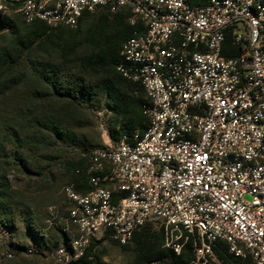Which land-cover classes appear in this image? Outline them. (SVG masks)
I'll return each instance as SVG.
<instances>
[{
	"label": "built area",
	"instance_id": "2783aa9c",
	"mask_svg": "<svg viewBox=\"0 0 264 264\" xmlns=\"http://www.w3.org/2000/svg\"><path fill=\"white\" fill-rule=\"evenodd\" d=\"M100 8L129 13L118 69L143 88L148 126L90 152L92 191L63 189L76 234L50 256L70 264L101 231L126 246L152 225L177 255L192 242L189 264H264V0H0L49 26Z\"/></svg>",
	"mask_w": 264,
	"mask_h": 264
},
{
	"label": "trees",
	"instance_id": "16d2710c",
	"mask_svg": "<svg viewBox=\"0 0 264 264\" xmlns=\"http://www.w3.org/2000/svg\"><path fill=\"white\" fill-rule=\"evenodd\" d=\"M2 17L0 161L9 164L10 159L13 165L20 162L13 167L18 174L35 180L46 177L53 185L59 179L54 167L57 164L63 170V180L79 183L82 194L91 192L88 170L90 152L96 147L80 130L89 125L91 112H104L108 136L116 143L123 137L131 141L136 130L146 131L148 126L143 88L118 69L125 62L124 43L135 30L128 23L129 13L120 10L113 14L100 8L92 14L84 13L76 27L49 26L43 21L27 23L22 17L21 21L5 14ZM223 55H239L229 38L223 43ZM8 146L14 147L12 157L6 153ZM19 150H26L28 156ZM41 159L51 165H41ZM7 174V169L0 171V231L4 233L13 216V192ZM68 218L60 230L64 243L51 250L68 247L76 234L72 225L70 232L65 231ZM98 244L93 238L85 254L70 264H110ZM130 246L134 258L125 264H189L192 259L191 241L177 255L164 247L163 232L152 225L138 229L131 242L120 247L126 251ZM11 247L15 252L26 249ZM221 259L232 264L228 258Z\"/></svg>",
	"mask_w": 264,
	"mask_h": 264
},
{
	"label": "crops",
	"instance_id": "0c3cea01",
	"mask_svg": "<svg viewBox=\"0 0 264 264\" xmlns=\"http://www.w3.org/2000/svg\"><path fill=\"white\" fill-rule=\"evenodd\" d=\"M144 132L143 128L136 130V133L142 134ZM109 140L110 145L116 144L110 137ZM121 141L131 142L125 137L119 142ZM27 180L28 182L24 183L23 186H12L13 216L6 224V234H9V237L17 238L19 242L27 241L29 243L39 244L42 249H52L57 245H62L64 243V238L60 232H56L55 229H50L46 234L42 233V231L48 228L46 225L49 217L47 211H51V213H49L53 214L61 225H64L69 217L72 204L65 195H62L60 189L63 186H72L76 192L81 193L79 192V183H69V178L67 181L66 178L64 180H57V183L54 185L51 184L46 177L37 180L32 177ZM110 187H112V185H110ZM119 196L120 193L115 191L114 200ZM8 227L10 228L8 229ZM19 229L22 230L20 234L18 232ZM136 232L137 230L135 233ZM14 233H18L19 235L14 236ZM94 239L98 241L100 249H102L101 244L104 241H109L107 239V233L104 231L99 232ZM13 246L20 245L13 244Z\"/></svg>",
	"mask_w": 264,
	"mask_h": 264
},
{
	"label": "rangeland",
	"instance_id": "374dc122",
	"mask_svg": "<svg viewBox=\"0 0 264 264\" xmlns=\"http://www.w3.org/2000/svg\"><path fill=\"white\" fill-rule=\"evenodd\" d=\"M0 13L1 15L5 14L8 15L10 18L16 17V19L21 20V17L18 14L15 15L13 13H4L2 10H0ZM91 113L92 116L90 117L89 125L81 128V132L90 140V142L92 143L91 145L93 147H96V149L110 145V140L107 135V130L104 122L106 121V115L104 114V112ZM6 151V153H9L8 157H12L15 154L14 147L12 146H8ZM19 153H24L23 155L28 156L26 150H19ZM3 155H5V153H3ZM8 161L9 164L6 163L5 160L0 161V171L2 172L4 171V169H7V179L12 186H23L24 183L28 182V178L22 176L21 174H18L15 170H13V167L16 164L19 165L20 162H16V164L13 165L14 162H10V159ZM40 163L41 165H45L46 163L51 165V162H48V160L44 159H41ZM54 167H57L55 171L59 177L58 180H63L62 168H60V166L58 167L57 164H54ZM63 189L64 186L61 187L60 190L62 195H65ZM49 212L51 213V211H47L49 217L46 222L48 228L47 230L42 231V233L46 234L50 231V229H55L56 232H60L64 225H61V223L56 220V217L53 214H50ZM18 232L20 234L22 233V230L19 229ZM19 234L14 233V236ZM13 244H18L21 247H25L26 249L34 246L33 243H29L27 241L19 242L17 238L9 237V234L0 231V264H59L55 259L50 256V253L53 251L51 249H41V251H39L38 253L33 254H28L25 252V250H23L21 252H15L13 257L8 258L6 254L9 250L13 249L11 247ZM101 248L105 252V261L110 264H125L132 261V259L134 258V252L131 246L128 247V250L125 251L121 249V247L118 245H114L109 241H104L101 244Z\"/></svg>",
	"mask_w": 264,
	"mask_h": 264
},
{
	"label": "water",
	"instance_id": "95a60500",
	"mask_svg": "<svg viewBox=\"0 0 264 264\" xmlns=\"http://www.w3.org/2000/svg\"><path fill=\"white\" fill-rule=\"evenodd\" d=\"M4 30H5V23H4L2 15L0 13V32H3Z\"/></svg>",
	"mask_w": 264,
	"mask_h": 264
}]
</instances>
